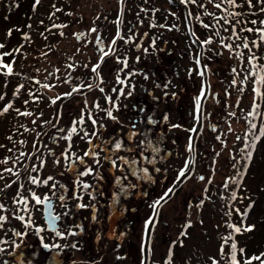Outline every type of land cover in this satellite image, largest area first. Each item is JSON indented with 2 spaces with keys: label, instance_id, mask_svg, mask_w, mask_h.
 <instances>
[{
  "label": "rangeland",
  "instance_id": "obj_1",
  "mask_svg": "<svg viewBox=\"0 0 264 264\" xmlns=\"http://www.w3.org/2000/svg\"><path fill=\"white\" fill-rule=\"evenodd\" d=\"M175 2L0 0V264H47L48 256L31 235L37 228L44 232L43 202L56 195L58 180L64 177L67 190L79 174L60 159L62 150L71 151L70 160L76 163L82 159L85 174L100 164L94 159L105 162L99 183L91 185L102 207L97 221L111 230L108 234L142 226V218L145 222L189 170L191 136L205 85L200 47L189 33L185 7L179 5L188 7L193 33L203 42L210 94L193 176L162 209L161 241L154 246V256L160 264H264V0ZM54 5L62 12L54 14ZM48 13L62 24L63 39L48 34L44 42L41 37L38 24ZM117 26H122L120 41L100 71V88L83 87L64 103L63 97L72 94L73 80L95 82L96 66L116 38ZM41 44L55 46L47 58L51 64L33 67L27 56ZM61 63L64 71L51 69ZM69 63L81 67L72 73L76 68ZM24 66L31 68V78L35 71L46 75L17 97L22 90L17 74L25 73ZM140 69L142 78L130 81ZM12 70L17 74L10 76ZM121 74L130 82L110 88ZM46 82H52L51 87ZM138 82L144 86H135ZM130 85L139 98L126 94ZM44 87L53 100L61 99L53 104L43 96L33 113L25 112L24 107L32 106V94ZM134 105L148 109V119L154 122L145 120L137 127L139 135L131 118ZM61 113L50 139L48 128ZM18 120L31 131L26 142V127L17 125L18 132L10 135L8 124ZM66 127L73 142L64 144ZM34 151L27 172L14 183ZM80 201L82 196L76 203ZM10 243L21 246L11 248ZM65 264H71L70 256Z\"/></svg>",
  "mask_w": 264,
  "mask_h": 264
},
{
  "label": "flooded vegetation",
  "instance_id": "obj_2",
  "mask_svg": "<svg viewBox=\"0 0 264 264\" xmlns=\"http://www.w3.org/2000/svg\"><path fill=\"white\" fill-rule=\"evenodd\" d=\"M117 27L119 29V26ZM119 41L120 38L117 41L114 50L117 48V44L119 43ZM113 42L110 44L109 46L110 48ZM164 48L165 46L163 43L162 50H164ZM107 52L103 53V55L106 54ZM112 56H113V52L104 61V63L102 64L99 70L98 68L95 69L94 72L95 82L93 84L87 85L84 84L86 81L80 82V88L77 90V92L75 94H72L70 98H67L68 96H64L63 98L66 99L63 102L66 103L69 100L76 98L79 93L83 92L81 90L84 88L85 89L87 88V90H91V91L100 88V85L103 83V76L101 77L100 71L101 72L103 71L105 63L110 59H112ZM119 62H121V60H119ZM98 74H99V80H98ZM142 74L143 71L142 69H140L138 73L133 75V79H131L130 81L139 79V77H141ZM126 79H127L126 74H121L120 79L114 80L113 82L110 81L113 83L112 84L113 86H110V88L120 87V86L122 87L124 85L126 86L127 83L130 82L127 81ZM137 85H139V87L144 86L142 82H138L135 86ZM93 86H95V88H92ZM135 86L130 85V89L127 90L126 94L130 95V98L134 96V98L137 99L140 96L136 95L137 92L132 90ZM119 91H122V89H119ZM150 94H154V93L151 91ZM124 106L126 107L127 105ZM120 107L121 104H119L118 106V109L121 111L122 109ZM133 111H135V113L131 118H133V121L135 123L133 125V128L135 129V131H137L136 134L139 131L137 127L143 125L145 123V120H147L149 124L154 123L153 117L148 119L147 116V111H149L148 109L143 107L142 109H139L137 105H134ZM119 119L121 120L120 112H119ZM82 120L83 119H80V121ZM80 126L81 125L78 124L76 128ZM52 127L53 124L50 125L49 130H51ZM66 132L68 135L66 136V138L68 140V138L72 136L71 130L68 131L67 127L65 129L63 128V134H62L63 138L65 137ZM90 140L91 139H89V141ZM85 144L87 145L86 141ZM84 151L80 152L79 155L84 154ZM101 151H103V149H101ZM70 154L71 151L68 153L65 152V150H62L60 159H62L70 169L74 167L79 172V174H76V176L73 178V183H72L73 186L67 188L66 190V187L68 185H65L66 183L63 182L64 177L62 179H59L58 191L56 192L55 195L56 197L48 195L46 198L47 200L44 201V202L46 201L52 202L53 209L55 210V215L59 218L58 226L57 228L55 227V231L54 230L50 231L44 220V212H43L42 220H44V226H43L44 232L41 234L40 229L37 228L34 234L31 235L35 238V242H38L40 248L44 251L46 256H48L46 259L47 264H51V263L65 264V259L68 258L69 256L71 258V264H75V263L76 264H144L145 261L144 245L146 241L145 231L153 212L150 216L146 218L145 222H144V218H142V226L137 227V229H130L129 226L127 229L120 230L119 234L118 233L108 234V232L111 230L108 231L107 229H102L100 225V223L102 222L97 221L102 207L97 205L98 204L97 199L94 194L96 189L95 188L92 189V186L94 184L95 185L98 184L101 175L105 173L104 172L105 169L103 168L106 166L104 165L105 162H102L101 160H95L93 158L94 163L97 162V164L98 163L100 164L98 165L95 164L96 165L95 168L91 169L90 171L87 170L86 171L87 173L85 174L84 173L85 171H83L85 163L82 161V159L80 160L81 164L79 162L76 163L73 160H70ZM110 164L113 165L112 167H114L115 166L114 160L111 161ZM111 165H107V167ZM157 166L156 168L159 171L160 167ZM119 168L122 169V166H119ZM53 179L56 178L53 177ZM92 183L94 184L91 185ZM157 183H159V180L157 181ZM89 189H91L90 190L91 192L89 191ZM80 196L83 197V201L76 203L80 199ZM44 202H43V208H44ZM163 207L160 209L158 219L155 223L150 238V244L148 250V264H160L158 258L154 256L155 254L154 246H156V242L161 241L159 225L162 219L161 212ZM185 225L186 223H184L182 227H185ZM180 235L181 232H178L177 236ZM172 242L174 241L172 240L169 245H171ZM112 243L115 244L111 245ZM20 246L21 244L19 243L16 246L15 245L12 246L11 243L9 244V247L11 248L16 247V249ZM69 246L72 249L69 251L70 253L66 252ZM100 250H103L104 253L106 254L102 256L101 255L102 252ZM13 252L14 250L11 251L12 256H13ZM164 260L167 263L169 258H165ZM5 261L6 260H4V262ZM42 264L45 263L43 262Z\"/></svg>",
  "mask_w": 264,
  "mask_h": 264
},
{
  "label": "trees",
  "instance_id": "obj_3",
  "mask_svg": "<svg viewBox=\"0 0 264 264\" xmlns=\"http://www.w3.org/2000/svg\"><path fill=\"white\" fill-rule=\"evenodd\" d=\"M63 6L67 7L68 5H61V7H63ZM179 7L180 8H183L184 6L179 5ZM59 8L60 7H58V5L52 6V10L53 9H56L55 10L56 13H54V14L57 15L58 12H62L61 9H59ZM61 17H63V16L61 15ZM113 19H116V17L115 18L113 17ZM192 22H193V20H192ZM112 23H115L114 20H112ZM38 26H39V30H40L39 33H42V36L41 37L44 39V42H46L48 40L47 38H45V36L48 35V34H50V36H52V37H54V36H56V35L59 34L60 37H61V39H63L62 38V34H61V32H62V24L59 23V22L54 21V19H50L49 18V13L46 16H43V19H40V22H39ZM116 32L118 33V27L116 29ZM88 36H90V34H88ZM85 37H87V35ZM154 37H156V36H154ZM103 38L106 40L107 37H103ZM156 38H159V37H156ZM39 40L41 41V39H39ZM157 42H159V39H158ZM154 43H156V42H154ZM36 47H38V46L36 45ZM54 49H55V46L54 45L41 44L39 46V48H37V50H35L36 51L35 53L30 54V55L27 56V63L33 65V67H38L39 64H41V65L42 64H44V65H50L51 63L47 62V58L50 55V53L54 51ZM72 63H74V62H72ZM72 63H69L71 69L73 70L74 68H76V71H72V73L73 72H77L78 71V68L77 67L80 68L81 66L74 67V66H72ZM60 67H62V68L60 69ZM65 67L66 66L64 64H62V63L60 65L59 64H55L54 67L51 65V69L54 72H61V70L64 71ZM30 69L31 68H28V67L24 66V71H23V72H25L24 74L23 73H18L17 74V72H14V70H12L10 72V76H12L13 74H17V76H18L17 79L19 80L18 83L22 87V90H20V91H18L16 93V96L17 97H19L22 94H24L25 92H27L28 89L31 86H34V87L37 86L38 81L42 80L45 77V75H46V73H44V74H42V76H40L41 73L38 72V71H35L34 72V75L35 76H32L34 78L33 79V78H31L29 76V73H28V72H30V74L31 73L33 74L32 70H30ZM71 76H73V75H71ZM59 79H60V77H59ZM51 83L52 82H46V84L49 87H51ZM72 83H73V87L71 88V91H72V94H75L77 92V90L80 88V82H79L78 79H75V80L72 81ZM45 89H49V88L48 87H44L42 89H39L38 91H36L34 93V96L35 97H33V94H32V97L29 98V102L32 104V106H26V107H24V111L25 112H32V110L37 109L39 107V105H40V102L42 100H44V97L43 96H45L48 99V101L50 103H53V104L56 103L58 100L61 99L62 96H57L58 99L56 98L55 100H53V98L48 93H46ZM72 100L73 99H71V101ZM68 102H70V101H68ZM21 110H23V108ZM21 114H22V111H21ZM62 114L63 113H61L60 115H57L56 118H55V120L54 121L52 120V122H51V125L53 124V127H52V129L50 130V133H49L50 139L52 138L51 137V132L54 130V128H56V124L57 123H60V121L62 120ZM17 125L26 127V124H24L22 121H19V120L18 121H12L10 124H8V129L11 130V134L10 135H15L18 132ZM76 126L77 125H75L74 127L76 128ZM26 132L28 133V135H26L27 137L25 139V142L27 141V139L30 138V132L31 131H30V129L28 127H26ZM10 135H8V136H10ZM66 136H68L67 135V132L65 133V137L64 138L66 139V143H64V144H67L69 140L72 141L71 138H68V140H67ZM61 138L63 139V136H61ZM68 145H70V143ZM55 153H56V151H55ZM55 153H54V155H55ZM193 166H194V164H193ZM54 178H56V176Z\"/></svg>",
  "mask_w": 264,
  "mask_h": 264
},
{
  "label": "water",
  "instance_id": "obj_4",
  "mask_svg": "<svg viewBox=\"0 0 264 264\" xmlns=\"http://www.w3.org/2000/svg\"><path fill=\"white\" fill-rule=\"evenodd\" d=\"M171 2L176 4L175 0H171ZM184 7H185L187 23L189 25V33L193 36V38L196 41V44L200 47L199 62H200V66L202 69L204 85H205L204 93L200 97V100H199L198 122H197V125H196V127L192 133V136H191V144L190 145H191V152H192V161L194 162L196 159L198 136H199V134L202 130V126H203L204 110H205L206 102H207L209 94H210V83H209L208 69L203 62V55H204L203 43L195 37V35L193 33V28H192L193 22H192L190 11H189L188 7H186V6H184ZM122 14H123V8L121 9V13H120L121 17H122ZM121 30H122V27L119 26L117 37L115 38L113 44L111 45L110 50L106 54H104V56L101 58V61H100L99 65L97 66L98 70L100 69V67L102 66L104 61L111 55L112 51L114 50L116 43L121 36ZM98 80H99V74H98ZM92 88H95V86H93ZM48 130H49V128H48ZM35 153L36 152L34 151L33 154L30 156L25 170L18 177L19 179H16L14 181V183L18 182L24 176V174L27 172V170L30 166V163L33 159V156H35ZM193 162H192L189 170L187 172L183 173L178 178V180L167 190V192L164 194V196L154 206L153 214H152V216H151V218L147 224L146 231H145L146 241H145V245H144V249H145L144 264H148V250H149L150 238H151L155 223L158 219L160 209L165 204H167L172 199L174 194L185 184V182L188 181L193 176V173H194V167H193L194 163ZM43 212H44V220H45L46 225L48 226L49 230L55 231V227L57 228V226H58L59 218L55 215V210L53 209L52 202H50V201L44 202Z\"/></svg>",
  "mask_w": 264,
  "mask_h": 264
}]
</instances>
